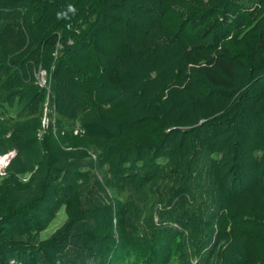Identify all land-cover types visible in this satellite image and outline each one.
<instances>
[{
	"label": "trees",
	"instance_id": "16d2710c",
	"mask_svg": "<svg viewBox=\"0 0 264 264\" xmlns=\"http://www.w3.org/2000/svg\"><path fill=\"white\" fill-rule=\"evenodd\" d=\"M168 2L166 5L164 0H0V135L11 129L8 127L11 122L26 124L35 120L37 104L46 98V89L34 83L39 67L46 71L58 101L59 116L67 120L78 117L90 106L97 109L110 104V92H116L113 90L129 89L144 102L126 103L130 113L120 117L119 126L123 131H141L144 137L154 140L131 137L115 145L116 174L122 176L128 192L129 184L138 186L152 181L147 197L152 195L163 209L169 198L175 200L171 216L163 215L159 226L165 224L168 230L172 222L187 226L193 218L188 204L198 198L203 208L205 202L216 205L214 215L226 216L230 226L262 227L264 21L252 27V36L248 38L231 35L235 48L239 49L234 53V46L230 48L224 43L228 36L225 29L215 27L205 45L195 43L201 30L196 28H201L198 26L211 16L232 12L231 2H224L221 8L210 0L191 1L184 7L176 0ZM171 12L174 19L168 17ZM114 28L121 37L116 47L111 52L94 49V40ZM56 49L58 53L54 56ZM87 49L94 54L98 72L74 73L72 58ZM137 64L145 66V78L139 70L135 69V77L126 70ZM260 84L263 87L253 95L254 86ZM62 94L70 98L72 94L78 99L76 105L62 107ZM19 102L23 108H29L30 116L24 121H20L19 107L18 120L9 111ZM80 120L82 133L105 140L116 136L96 119L86 116ZM148 123L156 124L157 129H144ZM255 151L261 155H254ZM215 153L221 155L217 157ZM160 157L167 161H157ZM50 194L51 189L43 184L24 207H17L10 193L0 195V264H39V257H45L48 250H59L60 239L75 225L73 220L41 244L4 235L7 224L41 231L40 217L52 201ZM205 194L212 199L205 198ZM95 197L97 194L91 189L86 190L89 205H94ZM187 215L189 219H184ZM211 218L215 220L214 216ZM113 222L116 219L110 211L106 223L111 227ZM140 226L139 229L143 227ZM171 228L174 235L170 236V244L180 239L179 232ZM141 230L145 236L146 229ZM80 236L82 248L78 254H84L86 264H93L88 253L97 239L87 229L80 231ZM115 241L110 233L106 252ZM131 256L123 259L129 262Z\"/></svg>",
	"mask_w": 264,
	"mask_h": 264
},
{
	"label": "rangeland",
	"instance_id": "374dc122",
	"mask_svg": "<svg viewBox=\"0 0 264 264\" xmlns=\"http://www.w3.org/2000/svg\"><path fill=\"white\" fill-rule=\"evenodd\" d=\"M164 1L166 5L170 3L168 0ZM176 1L184 7L195 0ZM210 1L218 8L224 2H231L232 12L226 16H211L206 22H202L198 26L201 28H196L201 29L196 35V44L205 45L210 31L216 27L227 30L228 36H225L224 43L233 48L231 35L238 34L239 38H248L252 36V27L257 22L264 21V0ZM177 8L172 6V9ZM168 17L174 19V13L171 12ZM110 31L112 32L101 34L94 40V49L111 52L116 47L121 37L117 28ZM233 49L234 53L239 52L235 46ZM94 58V54L89 53L88 49L78 54L71 60L75 69L73 72L97 73ZM131 69L126 70L132 77L136 76V70L141 71L142 78L146 77V68L142 64L133 65ZM161 76H164L163 72ZM262 87V84L254 86L252 94L259 93ZM45 89L46 98L44 102H38L35 120L26 124L11 122L8 124L11 129L0 135V157L9 155L4 165L0 166V195L10 193L16 206L24 207L44 184L51 189L52 198L40 217L43 221L41 231L7 224L4 226V235L10 239L41 244L68 221L73 220L75 224L60 239L59 250H48L45 257H39V264H86L84 254H78L82 248L80 231L83 229L92 231L97 239L88 253L93 264H264V226L253 224L242 229L230 226L226 216L219 218V215H214L216 205L205 202L203 208L200 206L203 203L195 198L188 204L189 214L193 215L188 227L172 222L169 223L168 230L165 224L159 226V223L163 215L171 216L175 200L169 198L167 207L163 209L156 198L152 195L147 197V189L152 181L147 182L148 184L142 182L138 186L129 184L128 192L122 176L116 174L113 152L116 150L115 145L123 144L131 137L154 140L144 137L141 131H123V127L119 126L120 117L130 113L126 103L139 105L144 102L143 98L134 96L129 89L118 88L113 90L115 93L110 92V104H104L98 110L90 106L78 114V117L67 120L59 116L58 101H55L49 83ZM71 96L62 94V107L76 105L78 99L72 94ZM17 105L10 107V113L17 119L19 107L20 121L26 120L30 116L29 108H23L21 102ZM86 116L104 123L116 136L105 140L82 133L80 119ZM148 127L157 129V125L153 123H148L144 129ZM214 155L219 157L221 154ZM254 155L260 156L261 152L255 151ZM157 161L164 163L167 159L160 157ZM130 178L129 181L133 179ZM87 189L97 194L92 206L86 201ZM204 196L212 199L211 195ZM107 211H111L116 219L111 227L106 223L109 214ZM223 214L226 215V212ZM174 215L176 217L177 214ZM213 216L215 220H211ZM184 219H189V216ZM140 225L143 227L139 229ZM172 226L175 228L173 232H179L180 239L170 244V236L174 235L170 233ZM143 228L146 229L145 236L141 230ZM110 233L116 241L111 250L106 252ZM129 254H132V259L127 262L123 258ZM13 259H17V256Z\"/></svg>",
	"mask_w": 264,
	"mask_h": 264
},
{
	"label": "built area",
	"instance_id": "2783aa9c",
	"mask_svg": "<svg viewBox=\"0 0 264 264\" xmlns=\"http://www.w3.org/2000/svg\"><path fill=\"white\" fill-rule=\"evenodd\" d=\"M70 42V41H69ZM59 46V45H58ZM58 53V49H56L53 52L54 56H57ZM46 71L44 69H42L41 67H39L36 72H35V83L37 85H39L40 87H44V88H48V79L46 76ZM77 126H75L76 128ZM78 129H76L77 131ZM9 155H5V156H1L0 157V166L4 165V162L8 159Z\"/></svg>",
	"mask_w": 264,
	"mask_h": 264
}]
</instances>
